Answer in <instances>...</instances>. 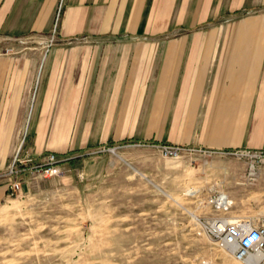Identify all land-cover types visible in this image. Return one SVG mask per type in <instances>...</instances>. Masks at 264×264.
Returning <instances> with one entry per match:
<instances>
[{
  "label": "crops",
  "instance_id": "crops-1",
  "mask_svg": "<svg viewBox=\"0 0 264 264\" xmlns=\"http://www.w3.org/2000/svg\"><path fill=\"white\" fill-rule=\"evenodd\" d=\"M59 2V35L86 40L0 54V168L23 145L68 163L69 135L264 149V0H0V36Z\"/></svg>",
  "mask_w": 264,
  "mask_h": 264
},
{
  "label": "rangeland",
  "instance_id": "rangeland-1",
  "mask_svg": "<svg viewBox=\"0 0 264 264\" xmlns=\"http://www.w3.org/2000/svg\"><path fill=\"white\" fill-rule=\"evenodd\" d=\"M60 10L59 2L46 31L0 36V54L86 40L59 35ZM175 134L69 135L68 163L64 153L31 156L23 145L16 153L30 159L19 172L0 168V183L8 184L0 198V264H260L264 244L260 260L238 259L210 227L218 216L264 226V156ZM47 152L56 157L51 172L36 166ZM14 180L19 187L10 194ZM218 193L228 199L225 209L210 202Z\"/></svg>",
  "mask_w": 264,
  "mask_h": 264
},
{
  "label": "built area",
  "instance_id": "built-area-1",
  "mask_svg": "<svg viewBox=\"0 0 264 264\" xmlns=\"http://www.w3.org/2000/svg\"><path fill=\"white\" fill-rule=\"evenodd\" d=\"M237 151V150H236ZM234 151V152H236ZM239 154L261 157L264 156V150L262 149H250L243 148L239 150ZM42 163H37L36 166L47 164V166L41 168L44 172H51L54 170L53 163L56 161L55 154L53 152H47L43 157ZM28 156H20L16 153L8 166H6L5 173H13L14 175L19 172L18 165L26 160H29ZM19 187V182L14 180L10 183V194L13 193ZM221 193L216 194L210 199V202L218 209H225L228 205V199L224 194V201L219 199ZM212 235L217 236L220 240L230 247L232 255L236 258H243L252 249L262 248L264 244V226L253 224L249 221L234 218L231 219L225 216H218L213 220L210 227ZM231 245V246H229ZM260 264H264V255Z\"/></svg>",
  "mask_w": 264,
  "mask_h": 264
},
{
  "label": "bare ground",
  "instance_id": "bare-ground-1",
  "mask_svg": "<svg viewBox=\"0 0 264 264\" xmlns=\"http://www.w3.org/2000/svg\"><path fill=\"white\" fill-rule=\"evenodd\" d=\"M219 199H220L222 202L224 201L225 198H224V194H223V193L220 194ZM212 223H213V222H212ZM229 246H231V245H229ZM231 247H232V246H231ZM253 251H254L253 254H251V251H250V252L247 253V255H246L245 257H243V258L247 259V258L249 257L250 259H252V261L260 260V258L262 257V251H261V249L258 248V247H257V248L254 247ZM238 259H242V258H238Z\"/></svg>",
  "mask_w": 264,
  "mask_h": 264
}]
</instances>
